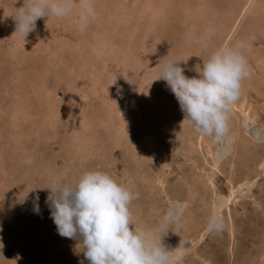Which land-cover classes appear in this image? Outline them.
Masks as SVG:
<instances>
[{"label": "rangeland", "instance_id": "1", "mask_svg": "<svg viewBox=\"0 0 264 264\" xmlns=\"http://www.w3.org/2000/svg\"><path fill=\"white\" fill-rule=\"evenodd\" d=\"M237 1L95 0L96 18L84 30L74 14L38 18L23 42L11 17L23 0H0V264H89L76 250L78 238L58 234L44 188L57 173L69 183L86 169L139 194L129 205L134 229H154L172 204L185 206L188 221L161 236L172 264H264V76L253 61L264 59V0H256L258 14H244L228 43L245 41L253 85L243 80L235 103L244 100L253 120L230 109L236 128L228 124L223 145L206 137L209 145L199 147L165 81L153 80L160 62L186 57L179 66L196 76L212 47L197 41L210 27V42L218 43ZM145 125L149 147L140 143ZM229 185L232 231L222 207ZM214 209L224 227L208 233Z\"/></svg>", "mask_w": 264, "mask_h": 264}, {"label": "clouds", "instance_id": "2", "mask_svg": "<svg viewBox=\"0 0 264 264\" xmlns=\"http://www.w3.org/2000/svg\"><path fill=\"white\" fill-rule=\"evenodd\" d=\"M14 9L13 33L23 42L38 18L64 19L74 14L77 28L84 30L97 15L95 0H23ZM213 34L212 28L205 29L197 43L207 48ZM242 48L239 41L215 46L196 67L194 77H186L179 66L187 57L163 60L153 79L165 81L192 131L216 145L225 143L231 105L239 98L241 82L250 75ZM23 163L30 165L31 158L26 157ZM44 188L48 189L46 203L58 234L78 238L76 250L83 252L89 264H172L171 250L162 245L161 236L179 220L184 205L172 204L154 229H134L129 205L139 194L104 171L83 170L69 183L60 172ZM33 211L39 213L38 205L34 204ZM223 227V217L214 209L205 230L213 233Z\"/></svg>", "mask_w": 264, "mask_h": 264}, {"label": "bare ground", "instance_id": "3", "mask_svg": "<svg viewBox=\"0 0 264 264\" xmlns=\"http://www.w3.org/2000/svg\"><path fill=\"white\" fill-rule=\"evenodd\" d=\"M243 0H239V1H237L236 3H235V7L234 8H232V7H230L229 8V17H231L234 21L230 24V26L228 27L227 25L226 26H222V29L221 30H219L218 32V35H217V37H219V40H216L218 43H214V42H210L209 43V45L210 46H212L211 47V50H212V48H214L215 47V45L217 46V45H220V44H228L229 43V41H230V39H231V37H232V35L234 34V32H235V30H236V28H237V26H238V24H239V21L241 20V18L244 16V14L246 13V12H248V11H250L251 13H252V15H256V13L258 14L259 12V8L260 7H254L257 3V1L256 0H244L243 1V3L241 4V2H242ZM173 2L171 1V5H173L172 4ZM151 6V5H150ZM150 6H148L147 8H151ZM161 7H160V5L158 6V7H155V8H153V10H154V17L152 16V18H157V16H158V14L161 12V9H160ZM157 9V10H156ZM187 9V8H186ZM117 10H119L118 8H117ZM153 15V14H152ZM258 16V15H257ZM257 16H255V17H257ZM117 18V17H116ZM228 24V23H227ZM229 25V24H228ZM217 28L215 27V30H216ZM131 34V33H130ZM215 38V37H214ZM238 41L239 42H241L242 44L245 42V41H243V40H240V39H238ZM210 50V51H211ZM209 51V52H210ZM187 59V58H186ZM255 60V61H254ZM253 61H254V63H256V65H258V67H259V69L263 72V76H264V59L263 58H261V57H259V56H257V57H254V59H253ZM201 65V64H200ZM249 71L250 72H252V69L250 70V68H249ZM111 75V74H110ZM112 76V75H111ZM262 76V77H263ZM113 77V76H112ZM245 80V82H246V84H248V85H250L251 84V80L249 79V76L246 78V79H244ZM250 80V81H249ZM250 83V84H249ZM251 85H253V84H251ZM147 89H148V87H147ZM117 90H119L120 91V93H123L124 91H125V88H121V87H119ZM80 98H82L83 97V100H84V98L86 97V96H84L83 94L81 95V96H79ZM117 100H120L121 101V99L120 98H116ZM114 101H116L115 99H114ZM156 103V102H155ZM177 103V102H176ZM240 104V103H239ZM164 105V104H163ZM120 107V106H119ZM168 107V106H167ZM234 110H238V111H240L242 114H244L243 116H244V120H245V123H248L249 121H251V120H253V117L251 118L250 117V115H249V113H250V109L248 108V106H246L245 104H244V100H242L241 101V104H240V106L239 105H236V103H234V104H232L231 105V111L233 112ZM114 111V110H113ZM122 111H124L123 109H119L118 110V112L120 113L121 112V114H122ZM115 113H117V112H115ZM157 113V112H156ZM117 115V114H116ZM252 115V114H251ZM119 116H121V115H119L118 114V117ZM124 116V115H123ZM253 116V115H252ZM119 118H121V117H119ZM122 122H124V120L122 121ZM121 123V122H120ZM149 123H150V121H149ZM21 124V123H20ZM146 124V123H145ZM228 124L233 128V129H235L236 127H233L232 125H231V122L229 123V120H228ZM122 125V124H121ZM125 125V124H124ZM150 125H152V124H150ZM123 126V125H122ZM162 126V124H158V125H154V131H156V130H158L160 127ZM145 128H148L146 125H145V127H143V129L141 130V133H142V135H143V137H142V139H141V141H140V143H141V145H143V147H149V145L151 144V143H149V135H147L146 134V136H145V133L146 132H144L145 131ZM151 128V127H150ZM149 129V128H148ZM147 130V129H146ZM77 133V135L79 134V131H77L76 132ZM248 133V132H247ZM244 134V133H243ZM236 135H237V131H236ZM195 143L199 146V147H201V144L202 143H204V144H206V145H209V141H208V139L206 138V137H204V136H201L200 134H198L197 133V136H196V139H195ZM138 144V143H137ZM205 145V146H206ZM142 147V148H143ZM145 150V149H144ZM211 167H214L215 169H218L217 167V164H215V163H212V164H209ZM263 169H264V162H263ZM262 167V166H261ZM233 186L232 185H229V186H227V188H226V190H225V201H224V203H223V208H225V210L226 211H228L226 214H227V216H226V219H227V223H228V225L230 226V230L232 231V222H231V216H230V208H229V205H228V203H229V200H230V198L232 197V195H233V188H232ZM189 195L187 196V198L185 199V204L186 205H188V204H190V199H189V197H191L192 195H193V193L192 192H189L188 193ZM11 196V195H10ZM204 197V196H203ZM7 198V197H6ZM10 199V198H9ZM8 199V200H9ZM232 200V199H231ZM201 203V202H200ZM221 207V208H222ZM212 211V210H211ZM186 214H189L188 212H187V210H184L183 211V214L180 216V218H179V220L178 221H176V222H174V226H175V228H176V230H177V232H179L180 231V229L178 228V226L180 225V223L182 224V222L184 221H188V218L186 217V216H188V215H186ZM39 228V227H38ZM199 228V227H198ZM38 230H36L35 232H37ZM166 232H168V231H166ZM172 232V231H171ZM34 233V232H33ZM36 234V233H35ZM200 234V233H199ZM34 235V234H33ZM201 239V238H200ZM161 240H164V239H162L161 238ZM177 241H179V239H177ZM2 244V243H1ZM193 245V244H192ZM178 246V245H177ZM179 250H176V255H178L179 253Z\"/></svg>", "mask_w": 264, "mask_h": 264}]
</instances>
